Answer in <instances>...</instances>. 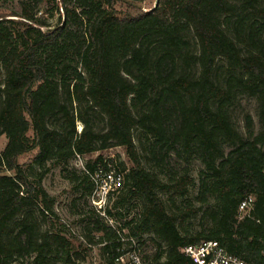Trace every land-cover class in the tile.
<instances>
[{
	"label": "trees",
	"instance_id": "1",
	"mask_svg": "<svg viewBox=\"0 0 264 264\" xmlns=\"http://www.w3.org/2000/svg\"><path fill=\"white\" fill-rule=\"evenodd\" d=\"M116 1L19 0V10L0 13V137L7 139L0 150V264L25 256L31 264L58 257L76 264L71 241L42 229L54 200L42 185L49 169L41 168L112 145L132 162L123 184L139 207L118 228L89 214L86 235L101 244L103 264H119L128 245L123 227L137 239L152 234L157 251L149 264H196L183 247L202 240L264 264V0H158L150 10L128 2L122 13ZM50 2L60 13L55 24L39 15ZM241 96L256 100L258 130L250 113L242 117L244 132L236 125ZM34 149L39 170L28 172L19 157ZM142 157L153 170L141 166ZM174 158L186 165L180 173L169 168ZM112 165L98 155L72 179L93 195L92 173ZM159 189L169 192L167 200ZM104 213L113 215L107 207ZM117 215L130 216L122 209Z\"/></svg>",
	"mask_w": 264,
	"mask_h": 264
},
{
	"label": "rangeland",
	"instance_id": "2",
	"mask_svg": "<svg viewBox=\"0 0 264 264\" xmlns=\"http://www.w3.org/2000/svg\"><path fill=\"white\" fill-rule=\"evenodd\" d=\"M158 0H117L115 7L120 13L124 12L128 7V2L137 3L146 8H154ZM19 10V0H0V13L9 14L12 10ZM46 9V7H45ZM54 9V3L50 2L47 5L46 12L41 11L39 15H42L46 18L49 24H55L60 19V13L58 10ZM17 18L16 16H9ZM196 46V45H195ZM193 46L195 49L196 47ZM3 78V70L0 68V79ZM221 80L223 79L220 78ZM257 103L253 97L241 96L239 102L234 110V118L236 120V125L238 128L244 132V126L242 117L245 113H250L255 122V129H259V119L256 114ZM103 124L99 123L95 125L96 129H101ZM83 128V123L80 120L76 121V129L80 132ZM29 136H32V131H29ZM139 135V133H135ZM6 136L2 135L0 137V150L4 148L6 144ZM37 152V149L29 151L25 154H22L19 157V162L23 164L26 170L38 171V165L35 163L34 156ZM98 155H102L103 159L108 160L113 165L112 167L116 170L118 167L124 169V174L127 173L128 169L132 166V162L128 157L125 149L122 146L112 145L111 147L105 149H98L93 151L90 154L78 155L74 157L71 162L66 165L52 166L51 162H45L42 165L41 169H49L44 175L42 180V185L48 191L50 196L54 200V214L49 219H42V229L52 231L54 234H62L71 241V256L72 260L76 264H103V257L100 251L101 244L96 242H89L87 233V226L92 227V224L89 225V222H92L88 216L91 212L95 211L101 217L104 218L105 222L108 225H111L115 228L119 227V223L131 218L135 212L138 211V202L135 201L134 195L127 194V188L122 183V186L114 191H110L105 199H102L99 202H94L93 195L85 196L81 187H76V181L72 179L74 172H82L85 170V162L88 159H93ZM142 167L147 169H154L153 162L149 161L148 158L142 157L140 160ZM184 165L182 160L174 158L170 163L169 168L181 172ZM189 168L191 169V175L198 181V170L200 169V163L198 161L191 162ZM94 173L91 175V179ZM96 176V175H95ZM160 178L165 180L164 173L161 172ZM98 181L100 178H97ZM124 182V180H123ZM127 194V204L121 205L118 201L123 199V196ZM197 193V189H193L192 195L194 196ZM160 197L164 200H167V197L170 195L169 192H165L159 189ZM168 201H166L167 203ZM177 202H180L178 200ZM102 207V208H101ZM107 207L111 210L112 216H107L104 213V208ZM169 209L170 206L167 205ZM122 211L130 214L126 219L120 220L117 216V212ZM170 211V210H169ZM192 222V220H190ZM194 225H198L197 220H193ZM198 226H194V229H197ZM120 232L127 237H134L135 235L131 234V229L123 227L120 229ZM97 237L100 233L94 234ZM152 234H143L142 237H138L141 242V254L146 264H149L153 260V255L157 251L156 242L154 238H151ZM56 247V246H55ZM32 258L30 256H25L23 258H13L9 264H31ZM54 264H67L63 257H58Z\"/></svg>",
	"mask_w": 264,
	"mask_h": 264
},
{
	"label": "built area",
	"instance_id": "3",
	"mask_svg": "<svg viewBox=\"0 0 264 264\" xmlns=\"http://www.w3.org/2000/svg\"><path fill=\"white\" fill-rule=\"evenodd\" d=\"M145 10L152 8L143 7ZM96 175V176H95ZM95 182V189L93 192L94 202H99L105 199L110 191H114L122 186L123 172L110 167L108 170L99 169L93 176ZM97 178H100L98 181ZM102 202V201H101ZM253 197L250 196L247 200H244L239 210L244 212L247 210ZM102 208V207H101ZM121 240L128 243L125 251L120 254L116 260L119 264H146L141 254L140 245L138 239L134 237H127L120 232ZM183 252L186 256L191 257L196 264H253L229 254L217 240H202L197 243H189L183 247Z\"/></svg>",
	"mask_w": 264,
	"mask_h": 264
}]
</instances>
